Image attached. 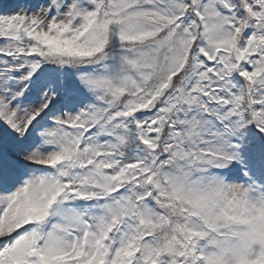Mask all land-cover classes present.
Returning <instances> with one entry per match:
<instances>
[{"label":"snow or ice","instance_id":"1","mask_svg":"<svg viewBox=\"0 0 264 264\" xmlns=\"http://www.w3.org/2000/svg\"><path fill=\"white\" fill-rule=\"evenodd\" d=\"M0 264H264V0L0 2Z\"/></svg>","mask_w":264,"mask_h":264},{"label":"trees","instance_id":"2","mask_svg":"<svg viewBox=\"0 0 264 264\" xmlns=\"http://www.w3.org/2000/svg\"><path fill=\"white\" fill-rule=\"evenodd\" d=\"M0 2H3V0H0Z\"/></svg>","mask_w":264,"mask_h":264}]
</instances>
